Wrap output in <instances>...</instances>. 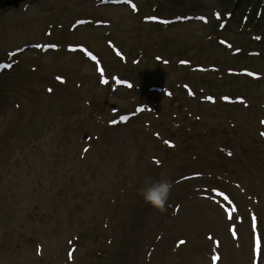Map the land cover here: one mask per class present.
Segmentation results:
<instances>
[{
    "label": "rangeland",
    "instance_id": "1",
    "mask_svg": "<svg viewBox=\"0 0 264 264\" xmlns=\"http://www.w3.org/2000/svg\"><path fill=\"white\" fill-rule=\"evenodd\" d=\"M0 1V264H264V0Z\"/></svg>",
    "mask_w": 264,
    "mask_h": 264
},
{
    "label": "clouds",
    "instance_id": "2",
    "mask_svg": "<svg viewBox=\"0 0 264 264\" xmlns=\"http://www.w3.org/2000/svg\"><path fill=\"white\" fill-rule=\"evenodd\" d=\"M172 189V181L169 179L148 180L140 190V195L146 203H149L160 212L166 211L168 198Z\"/></svg>",
    "mask_w": 264,
    "mask_h": 264
},
{
    "label": "snow or ice",
    "instance_id": "3",
    "mask_svg": "<svg viewBox=\"0 0 264 264\" xmlns=\"http://www.w3.org/2000/svg\"><path fill=\"white\" fill-rule=\"evenodd\" d=\"M133 7H135L134 5H133ZM155 17H153V19H154ZM201 19H203V17H201ZM55 45H53V47H54ZM37 47H40V45H37ZM89 55H91V53H89ZM93 59H95V57H93ZM56 79L57 80H63V78L62 77H60V76H57L56 77ZM106 82V81H105ZM49 91H51V89H49ZM226 98V97H225ZM209 99H211L210 97H209ZM137 110H139V109H137ZM121 119H125L124 117H122ZM113 123H115V121H113ZM261 123H264V121H261ZM260 135H262V136H264V133H261ZM164 143L165 144H167V145H169V146H171V141H168V140H166V141H164ZM225 199H227V197H225ZM233 210H235V209H233ZM253 220H255V217H253ZM234 235H235V233H233ZM181 243H184L183 241H181ZM256 248H257V250H259V248H260V241H259V239H257V241H256ZM218 259V257L217 256H213V260L215 261V260H217Z\"/></svg>",
    "mask_w": 264,
    "mask_h": 264
}]
</instances>
